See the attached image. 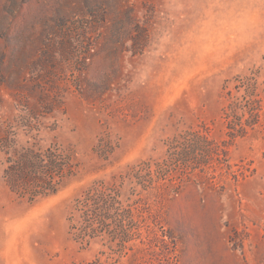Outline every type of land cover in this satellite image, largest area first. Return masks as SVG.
<instances>
[{"label": "rangeland", "instance_id": "1", "mask_svg": "<svg viewBox=\"0 0 264 264\" xmlns=\"http://www.w3.org/2000/svg\"><path fill=\"white\" fill-rule=\"evenodd\" d=\"M0 264H264V0H0Z\"/></svg>", "mask_w": 264, "mask_h": 264}]
</instances>
